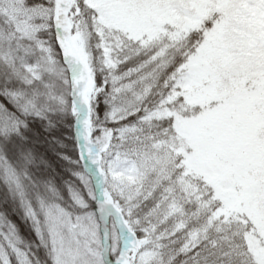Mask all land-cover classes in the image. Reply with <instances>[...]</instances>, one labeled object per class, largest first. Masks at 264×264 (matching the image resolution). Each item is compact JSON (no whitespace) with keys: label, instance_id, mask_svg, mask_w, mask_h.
I'll return each instance as SVG.
<instances>
[{"label":"snow or ice","instance_id":"obj_1","mask_svg":"<svg viewBox=\"0 0 264 264\" xmlns=\"http://www.w3.org/2000/svg\"><path fill=\"white\" fill-rule=\"evenodd\" d=\"M56 112L64 189L24 143ZM0 189L39 242L0 212V264H264V0H0Z\"/></svg>","mask_w":264,"mask_h":264},{"label":"trees","instance_id":"obj_2","mask_svg":"<svg viewBox=\"0 0 264 264\" xmlns=\"http://www.w3.org/2000/svg\"><path fill=\"white\" fill-rule=\"evenodd\" d=\"M28 145L37 160L43 163L31 171L41 180H51L64 189L66 182L74 180L73 171L76 159V122L70 113L56 112L47 118H30L25 132ZM14 158V152H9ZM0 212L17 228L19 236L28 245L38 244L31 223L24 218L22 209L9 197L6 190L0 189ZM36 257L44 264L46 255L43 248H33Z\"/></svg>","mask_w":264,"mask_h":264}]
</instances>
